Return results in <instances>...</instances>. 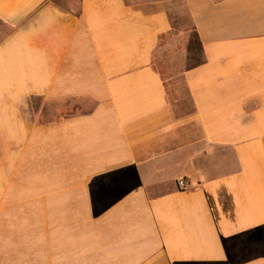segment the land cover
<instances>
[{
    "label": "crops",
    "instance_id": "crops-1",
    "mask_svg": "<svg viewBox=\"0 0 264 264\" xmlns=\"http://www.w3.org/2000/svg\"><path fill=\"white\" fill-rule=\"evenodd\" d=\"M184 3L178 111L167 0H0V264H264V0Z\"/></svg>",
    "mask_w": 264,
    "mask_h": 264
},
{
    "label": "rangeland",
    "instance_id": "rangeland-1",
    "mask_svg": "<svg viewBox=\"0 0 264 264\" xmlns=\"http://www.w3.org/2000/svg\"><path fill=\"white\" fill-rule=\"evenodd\" d=\"M171 10L173 30L161 39L155 54V65L161 72L170 102L178 111L191 107V98L184 81L185 69L203 58L199 42L194 37L192 20L184 0H167Z\"/></svg>",
    "mask_w": 264,
    "mask_h": 264
},
{
    "label": "built area",
    "instance_id": "built-area-1",
    "mask_svg": "<svg viewBox=\"0 0 264 264\" xmlns=\"http://www.w3.org/2000/svg\"><path fill=\"white\" fill-rule=\"evenodd\" d=\"M179 184H180L181 186H185V180H184V179H181V180L179 181Z\"/></svg>",
    "mask_w": 264,
    "mask_h": 264
},
{
    "label": "trees",
    "instance_id": "trees-1",
    "mask_svg": "<svg viewBox=\"0 0 264 264\" xmlns=\"http://www.w3.org/2000/svg\"><path fill=\"white\" fill-rule=\"evenodd\" d=\"M168 93V92H167ZM169 98V97H168ZM170 101V100H169Z\"/></svg>",
    "mask_w": 264,
    "mask_h": 264
}]
</instances>
